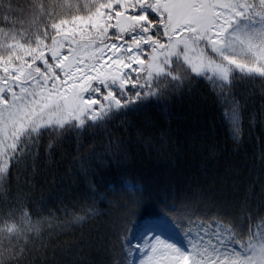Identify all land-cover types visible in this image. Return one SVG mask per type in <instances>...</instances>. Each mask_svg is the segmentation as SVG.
Listing matches in <instances>:
<instances>
[{"label": "snow or ice", "instance_id": "1", "mask_svg": "<svg viewBox=\"0 0 264 264\" xmlns=\"http://www.w3.org/2000/svg\"><path fill=\"white\" fill-rule=\"evenodd\" d=\"M257 83L264 111V0H0V264H264V179L134 178L172 102L202 94L235 140ZM69 181L106 228L49 251L36 192Z\"/></svg>", "mask_w": 264, "mask_h": 264}, {"label": "trees", "instance_id": "2", "mask_svg": "<svg viewBox=\"0 0 264 264\" xmlns=\"http://www.w3.org/2000/svg\"><path fill=\"white\" fill-rule=\"evenodd\" d=\"M249 95L252 96L251 107L242 120L240 134L235 140L231 135V128L220 119L219 112L223 110L218 111L211 100L205 101L202 94L193 99L186 93L183 99L178 98L172 102V115L157 116L156 129L152 133L154 136L164 137L155 146L164 143L167 147L160 149V155L156 151L148 153L147 150L141 154L143 162L137 164L138 171L134 177L136 182H150L152 178L164 179L162 173L171 169L157 167V164L168 160L178 169L177 175L195 174L202 180L208 179L209 183L215 178L219 183L212 187L229 194L234 191V184L243 190L255 187L258 194L260 188L257 182L264 179V111L261 110L258 83L254 90L249 89ZM251 114H255V119ZM169 137L171 141L168 140ZM61 155L56 154L47 161L57 175H63L69 170L67 162L56 169L55 165L61 160ZM141 157L137 158L138 161ZM115 178L113 172L105 173V180ZM124 179L132 180L133 177L125 176ZM225 183L229 187L224 188ZM70 184L69 181L55 190L44 184L36 192L44 205L41 216L48 221L44 225L42 242L49 251L53 248H67L81 238H86L90 232L97 229L104 231L106 228L107 218L103 216L83 224L75 221L73 209L65 198L66 194L69 198L72 195ZM49 228H54V231L49 232ZM39 243L40 241L37 246Z\"/></svg>", "mask_w": 264, "mask_h": 264}]
</instances>
